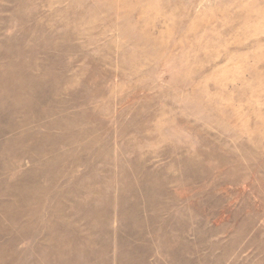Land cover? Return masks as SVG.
Returning <instances> with one entry per match:
<instances>
[{
  "label": "rangeland",
  "instance_id": "rangeland-1",
  "mask_svg": "<svg viewBox=\"0 0 264 264\" xmlns=\"http://www.w3.org/2000/svg\"><path fill=\"white\" fill-rule=\"evenodd\" d=\"M0 264H264V0H0Z\"/></svg>",
  "mask_w": 264,
  "mask_h": 264
}]
</instances>
